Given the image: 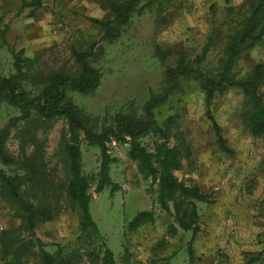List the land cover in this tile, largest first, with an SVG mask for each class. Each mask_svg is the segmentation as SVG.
<instances>
[{"label":"rangeland","instance_id":"obj_1","mask_svg":"<svg viewBox=\"0 0 264 264\" xmlns=\"http://www.w3.org/2000/svg\"><path fill=\"white\" fill-rule=\"evenodd\" d=\"M109 1L42 0L37 14L29 16L31 7L22 8V0H0V29H5L6 40V44L0 40V75L13 71L10 47L24 50L35 73H74L73 50L90 49L89 60L100 70L101 82L91 94L73 92L76 103L91 116L102 117L115 111L138 116L149 91H158L165 66L175 64L182 53L188 59L195 58L213 25L218 26L214 34L216 44L207 60L211 64L216 62L222 49L220 39L227 30L226 25H221L226 8L238 7L242 2L168 0L160 13L145 11L134 15L121 29L120 36L109 42L91 20L111 17ZM158 48L168 51L164 60L157 55ZM255 63H264L262 44L243 55L239 61L241 74ZM243 101L241 89L230 87L211 104L231 153L218 147L206 116L204 94L195 82L175 93L158 113L160 119L175 115L170 143L182 139L189 147L176 176L209 194L208 202H196L199 219L192 240L193 264H244L249 256L264 248V138L250 133ZM16 115V109L0 103V129ZM65 130L64 119L57 118L45 132H39L40 138L45 137L43 156L47 170L56 174V181L64 178L60 141ZM152 140L151 135L142 138L147 147ZM6 149L13 157L20 156L13 130L6 140ZM81 149L83 173L95 174L98 149L84 142ZM109 150L116 158L110 175L119 188L113 191L106 186L96 192L95 183L92 184L89 207L99 233L81 232L79 211L63 197L56 217L39 224L36 236L48 251L59 250L63 259L71 257V264H99L93 255L99 253L103 244L112 250L118 264H187L186 246L192 233L178 229L175 236L167 234L166 225L176 222L172 214L162 211L156 203V185L127 156V144L112 142ZM141 210H153L155 221L128 230L127 223ZM13 224H18V220L0 193V231ZM24 264L39 261L30 257Z\"/></svg>","mask_w":264,"mask_h":264},{"label":"trees","instance_id":"obj_2","mask_svg":"<svg viewBox=\"0 0 264 264\" xmlns=\"http://www.w3.org/2000/svg\"><path fill=\"white\" fill-rule=\"evenodd\" d=\"M165 1L168 0H110L111 17L91 20L99 25L103 38L112 42L134 15L145 11L160 13ZM26 6L31 7L28 15L35 16L42 0H22V8ZM222 24L227 30L220 39L222 49L216 62L211 64L207 60L209 51L216 44L214 34L218 26L213 25L195 58L188 59L182 53L175 64L165 66L158 91H149L138 116L122 111L105 113L102 117L91 116L76 103L71 95L73 92L91 94L101 82L100 70L89 60L90 49L73 50L74 73L60 70L35 73L32 60L24 55L23 49L9 48L13 71L0 75V103L13 107L18 115L10 117L0 129V193L18 224L0 231L1 264H24L30 257H37L39 264L72 263L71 257L63 259L59 250L45 249L35 231L39 224L56 217L64 197L79 211L80 231L99 233L90 213V189L93 183L96 192L106 186L113 191L119 188L110 175L111 164L116 161L109 150L112 142L127 144V156L136 162L138 171L156 185V203L162 211L172 214L176 222L166 225L167 234L175 236L178 229L192 233L186 251L187 264L194 263L192 240L198 231L199 219L196 202H208L209 194L176 176L189 147L182 139L176 138L170 143L174 136L175 115L160 119V108L187 83L195 82L204 94L206 116L214 129L218 147L231 153L213 116L211 104L227 88L238 87L243 94L245 122L250 133L264 138V63H255L244 74L239 66L246 52L264 45V0H242L238 7H227ZM4 31L0 29L2 44H6ZM156 53L164 60L168 51L158 48ZM57 118L66 123L60 141L62 181H56V174L47 170L43 156L45 137H39V132H45ZM12 130L18 139L20 156L17 158L6 149V140ZM146 135L153 137L150 147L142 141ZM83 142L98 149L99 164L95 174L83 173ZM155 219L153 210L138 211L127 223V229L136 230ZM263 254L264 248L249 256L244 264H264ZM93 256L99 259V264H118L112 250L104 244Z\"/></svg>","mask_w":264,"mask_h":264},{"label":"crops","instance_id":"obj_3","mask_svg":"<svg viewBox=\"0 0 264 264\" xmlns=\"http://www.w3.org/2000/svg\"><path fill=\"white\" fill-rule=\"evenodd\" d=\"M1 264V263H0Z\"/></svg>","mask_w":264,"mask_h":264}]
</instances>
